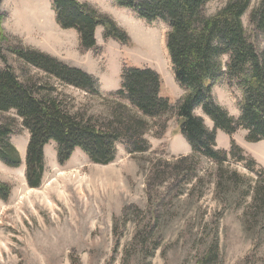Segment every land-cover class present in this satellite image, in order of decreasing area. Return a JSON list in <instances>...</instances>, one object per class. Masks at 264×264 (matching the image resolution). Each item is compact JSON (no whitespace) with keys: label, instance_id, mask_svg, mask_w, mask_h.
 Returning a JSON list of instances; mask_svg holds the SVG:
<instances>
[{"label":"rangeland","instance_id":"rangeland-1","mask_svg":"<svg viewBox=\"0 0 264 264\" xmlns=\"http://www.w3.org/2000/svg\"><path fill=\"white\" fill-rule=\"evenodd\" d=\"M78 1L111 18L127 41L106 37L105 27L99 26L96 47L85 48L77 29L62 28L58 23L52 0H1L3 28L9 39L3 41L5 59L0 60V66L13 68L22 80L33 81L37 88L56 89L71 113L99 126L111 119L120 102L130 106L128 100L113 95L121 88L124 67L157 72L163 84L161 94L169 99L170 106L155 117L139 113L147 122L141 145L147 150L131 153L124 141L117 142L115 158L109 164L95 163L80 149L61 164L57 145L51 142L44 148L45 172L39 187H31L26 179L29 130L15 111L0 113L2 119H14L10 139L22 160L20 165L10 166L0 159V182L11 189L7 198L0 197V264H203L202 255L216 234L219 250L210 264H264V234L255 237L254 231L244 232V223L249 220V215L244 219V213L251 200L226 207L214 184L216 164L194 153L179 131L177 106L185 89L175 78L166 48L168 27L162 22H148L112 0ZM261 1L251 0L243 23L263 50L264 31L254 34L249 21L251 11ZM227 2L211 1L207 13H216ZM13 46L36 49L92 75L101 97L49 77L13 53ZM213 94L222 109L234 119L240 118L241 93L237 87L223 79ZM196 113L210 130L215 128L201 110ZM247 136L244 128L233 134L217 129L216 149L230 153L234 141L247 158L257 162V168H264V139L253 142ZM184 157L198 162L199 178L213 176L211 183L204 180L199 184L195 178L191 197L179 196L184 187L180 179L171 176L168 185H161L158 174H154L158 165L173 164ZM230 161V171L253 176L244 164ZM165 170L170 173L172 168ZM154 209L157 228L151 217ZM146 225L153 227L152 233L139 234Z\"/></svg>","mask_w":264,"mask_h":264},{"label":"trees","instance_id":"trees-1","mask_svg":"<svg viewBox=\"0 0 264 264\" xmlns=\"http://www.w3.org/2000/svg\"><path fill=\"white\" fill-rule=\"evenodd\" d=\"M112 1L148 22H162L168 27L166 48L175 78L185 89L177 106L179 131L187 138L194 153L199 152L216 164L217 180L214 184L226 207L251 200L244 213V219L249 215L246 221L248 226L244 223V232L251 230L255 232V237H260L264 234V168H257V162L247 158L234 141L230 153L217 150L215 145L217 129L233 134L239 128H244L248 131L249 141L264 139V49L258 48L243 23L251 0H228L214 14L207 13V6L213 0ZM52 4L58 23L62 28L77 29L85 48L96 47L95 32L99 26L105 27L106 37L127 41L126 34L111 18L86 3L52 0ZM4 16L0 12L2 62L5 59L3 41L9 39L3 28ZM249 21L254 34L264 31V0L251 11ZM11 50L24 62L62 84L101 97L96 79L83 70L36 49L23 50L13 46ZM121 79V88L113 95L128 100L130 106L120 102V108L114 110L111 119L99 126L83 115L71 113L66 103L55 93L56 89L37 88L33 81L22 80L13 68L0 66V113L15 111L30 133L26 179L31 187L42 184L45 172L44 148L51 142L57 145L61 164L70 159L76 149L85 152L95 163L109 164L115 158L117 142L121 141L127 144L131 153L147 150L141 146L146 120L139 117V113L144 117H155L159 112L169 109V99L161 94L162 79L154 70L140 67H124ZM223 79H227L241 93V116L237 120L215 102L213 89ZM197 110L213 121L214 129L210 130L206 126L204 119L197 115ZM13 125L14 119L0 117V159L7 165L18 166L21 158L10 139ZM230 160L244 164L253 176L230 171L227 168ZM197 163L193 157H184L173 164L158 165L154 174H158L161 185H168L171 176L180 179L184 187L179 196L186 194L191 197L196 189L195 184L191 185L195 178L199 184L204 180L211 183L213 179V176L210 179L199 178ZM169 166L172 168L170 173L165 170ZM160 167L163 169L160 170ZM189 184L191 188L186 187ZM10 190L8 184L0 182V197L7 198ZM151 217L157 228L159 220L156 209L151 210ZM152 230L153 227L146 225L139 230V234H150ZM212 238L207 253L202 255L203 264H210L211 257L217 256L218 234ZM255 239V244L259 246L258 238ZM143 245L148 246L147 242Z\"/></svg>","mask_w":264,"mask_h":264},{"label":"bare ground","instance_id":"bare-ground-1","mask_svg":"<svg viewBox=\"0 0 264 264\" xmlns=\"http://www.w3.org/2000/svg\"><path fill=\"white\" fill-rule=\"evenodd\" d=\"M142 44V46H144V44L143 43H141Z\"/></svg>","mask_w":264,"mask_h":264}]
</instances>
